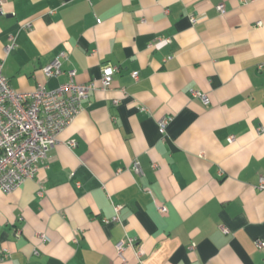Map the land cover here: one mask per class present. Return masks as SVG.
<instances>
[{"label":"crops","instance_id":"crops-1","mask_svg":"<svg viewBox=\"0 0 264 264\" xmlns=\"http://www.w3.org/2000/svg\"><path fill=\"white\" fill-rule=\"evenodd\" d=\"M3 58L21 93L70 70L96 89L35 177L0 190V264H264V0H2Z\"/></svg>","mask_w":264,"mask_h":264},{"label":"built area","instance_id":"built-area-1","mask_svg":"<svg viewBox=\"0 0 264 264\" xmlns=\"http://www.w3.org/2000/svg\"><path fill=\"white\" fill-rule=\"evenodd\" d=\"M217 10L222 13L224 11L223 4H219ZM196 21L195 17H191L192 23ZM257 24L259 25L260 22ZM31 26V22H27L20 28L30 29ZM14 46L15 36H10L9 42L4 47L5 56ZM62 58H64L63 53L41 69L46 78L64 74L61 69ZM3 65L4 58L0 59V190L8 194L17 190L26 180L35 177L38 164L48 158L49 152L58 140V135L83 109V101L88 98L90 92L96 89V85L93 82L75 83L73 80L75 71L70 70L66 72L68 81L55 89H47L44 84L38 83L32 92L21 93L11 87L3 74ZM118 69L116 65H104L101 70L99 88L107 89ZM132 75L135 80L138 78L136 72ZM191 93L198 97L203 104H209V98L204 92L192 90ZM170 120L171 116H163L159 119L158 131L161 135L165 134L166 126ZM229 140H232V137ZM68 145L73 147L75 142L69 141ZM133 169L136 173H141L137 162L133 163ZM257 189L264 191V175L259 176ZM39 194L41 195L42 191ZM159 210L163 212L165 208H159ZM222 230L226 231L225 228ZM41 238L45 240V236H41ZM254 243L258 248L264 247L262 240H254ZM133 245L134 239L127 238L117 242L115 247L118 254L121 255L124 247ZM137 252L139 255L141 254L140 250ZM3 258L4 253L0 248V261Z\"/></svg>","mask_w":264,"mask_h":264}]
</instances>
